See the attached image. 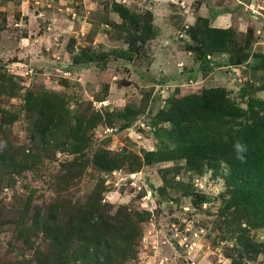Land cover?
Returning a JSON list of instances; mask_svg holds the SVG:
<instances>
[{
  "label": "rangeland",
  "instance_id": "1",
  "mask_svg": "<svg viewBox=\"0 0 264 264\" xmlns=\"http://www.w3.org/2000/svg\"><path fill=\"white\" fill-rule=\"evenodd\" d=\"M113 3L141 20L153 15L144 44L141 30L119 28ZM199 18L233 42L203 56L187 51L200 46ZM76 56L93 63L78 70ZM261 65L264 0H0V154L20 163L0 169V264H81L82 241L73 236L61 248L52 238L95 192L136 226L137 238L126 254L113 246L83 264H264V183L229 184L222 160L199 171L184 160L144 162L146 152L176 146L169 123L155 122L168 100L220 89L246 109L251 99L264 102ZM55 105L71 123L77 116L91 126L100 115L86 124L79 150L63 127L43 143L38 126L52 128L47 109ZM230 127L212 131L237 143ZM99 150L125 156L122 168L99 169ZM134 157L139 171L129 169ZM52 203L62 207L59 221L43 228Z\"/></svg>",
  "mask_w": 264,
  "mask_h": 264
},
{
  "label": "trees",
  "instance_id": "2",
  "mask_svg": "<svg viewBox=\"0 0 264 264\" xmlns=\"http://www.w3.org/2000/svg\"><path fill=\"white\" fill-rule=\"evenodd\" d=\"M114 11L122 19V23L119 28L128 29L130 32H141L136 36L140 39V43L146 42V34H153L151 30L152 15L147 13V18L140 19L139 15L131 12L127 7L113 3ZM202 18V17H201ZM200 26V46L188 47L187 51L193 52L195 55H205L204 49L209 50L214 48L215 50H221L226 46H229L233 42L229 33L226 30H219L208 26L209 20L206 18H199ZM145 33V34H144ZM129 34V33H128ZM144 34V36H142ZM155 37V36H154ZM154 37L152 39H154ZM128 40V38H127ZM190 52V53H191ZM126 53H121L120 56L123 59L127 58ZM240 61L241 58L238 56ZM89 62V61H88ZM83 59L76 56L73 58V64L78 70L81 68H88L93 63V59L90 63L84 64ZM82 64V65H81ZM231 65H234L230 61ZM260 66V65H259ZM103 69L106 67L102 66ZM264 68V65H261ZM105 71V70H104ZM6 78V74L0 72V79ZM11 82L12 78H8ZM225 92L220 89H204L199 95L190 94L182 97L181 99L168 100L170 105L169 110L159 111L155 116V122H168L171 128V140L175 143V148L171 150L161 151H148L144 155V162L149 165L152 162H160L165 160H184L188 169H194L196 171L201 170L204 165L207 167L214 166L217 161H223L229 166V178L227 181L229 184L243 181L253 182L258 180L260 183H264V102L251 99L246 109L237 107L230 103L225 97ZM49 99H45L48 102ZM90 106V105H89ZM47 110L51 112L52 128L45 127L39 133L43 137V143L49 144L52 142V137L55 134L56 126L70 130L76 143V150L80 149V145L87 144L85 140V134L88 130L84 119L74 116V123L69 120V113L63 109V106H51ZM100 115L95 112L90 120V125L93 126L95 122L100 119ZM223 123L230 128L236 127L234 130L235 135L238 138V142L246 145L247 151L243 153L245 156V162L238 160L237 153L234 145L231 141H228L224 135L217 134L212 131L216 124ZM89 126V129L90 127ZM129 128V124L121 126V129ZM167 130L161 131L162 135H166ZM201 135V137H199ZM202 138V139H199ZM126 157L120 156L110 151L99 150L96 154L95 163L99 169L111 172L115 169L122 168ZM5 166L6 168L18 167L19 162L7 157L4 153L0 154V169ZM141 163L133 159V163L129 166L131 171H139ZM256 177V178H254ZM251 185V184H250ZM245 186L240 190L243 192ZM102 197L100 192L92 193L88 201L80 208V212L76 218L64 223V230L60 234L55 232L52 238V245L64 247L69 241L76 236L78 240L82 241L83 249L81 251L82 256L80 260L85 262L88 259L94 261H101L104 257L113 254L111 248L117 247L125 248L123 254L130 250L131 244L133 246L134 240H136L137 233L136 226L131 222L121 217L120 210L116 213L111 212L110 206L101 203ZM46 211L40 217L43 228L52 227L56 221H59L62 210L60 205L52 203L45 209ZM264 218V215H263ZM130 227L132 231L128 229ZM53 228V227H52ZM104 256V257H103ZM101 259V260H100ZM81 262V264H83ZM103 262V261H102Z\"/></svg>",
  "mask_w": 264,
  "mask_h": 264
},
{
  "label": "clouds",
  "instance_id": "3",
  "mask_svg": "<svg viewBox=\"0 0 264 264\" xmlns=\"http://www.w3.org/2000/svg\"><path fill=\"white\" fill-rule=\"evenodd\" d=\"M6 147V143L3 141H0V148H4ZM235 150L237 153V159L240 160L242 163L245 162V156L243 155V153H245L247 151V147L244 144H241L240 142H237L235 145Z\"/></svg>",
  "mask_w": 264,
  "mask_h": 264
},
{
  "label": "crops",
  "instance_id": "4",
  "mask_svg": "<svg viewBox=\"0 0 264 264\" xmlns=\"http://www.w3.org/2000/svg\"><path fill=\"white\" fill-rule=\"evenodd\" d=\"M200 15V14H199ZM153 16V15H152ZM203 16V15H202Z\"/></svg>",
  "mask_w": 264,
  "mask_h": 264
},
{
  "label": "built area",
  "instance_id": "5",
  "mask_svg": "<svg viewBox=\"0 0 264 264\" xmlns=\"http://www.w3.org/2000/svg\"><path fill=\"white\" fill-rule=\"evenodd\" d=\"M131 176H133V175H131Z\"/></svg>",
  "mask_w": 264,
  "mask_h": 264
}]
</instances>
